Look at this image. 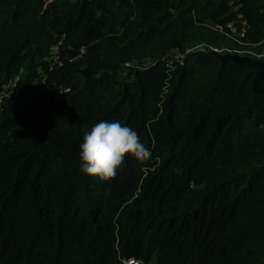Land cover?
Segmentation results:
<instances>
[{"label":"trees","instance_id":"1","mask_svg":"<svg viewBox=\"0 0 264 264\" xmlns=\"http://www.w3.org/2000/svg\"><path fill=\"white\" fill-rule=\"evenodd\" d=\"M263 52L264 0H0V264H264ZM101 120L151 158L82 173Z\"/></svg>","mask_w":264,"mask_h":264},{"label":"clouds","instance_id":"2","mask_svg":"<svg viewBox=\"0 0 264 264\" xmlns=\"http://www.w3.org/2000/svg\"><path fill=\"white\" fill-rule=\"evenodd\" d=\"M154 147V146H153ZM126 155L146 162L151 149L138 133L120 121L101 120L86 128L79 144L80 170L101 180L115 177Z\"/></svg>","mask_w":264,"mask_h":264},{"label":"water","instance_id":"3","mask_svg":"<svg viewBox=\"0 0 264 264\" xmlns=\"http://www.w3.org/2000/svg\"><path fill=\"white\" fill-rule=\"evenodd\" d=\"M216 56H218L219 59L221 60H231L235 63H247L252 66H255L258 71L256 74V77L254 79L253 85L254 87L257 85L258 82L261 80H264V60L263 59H252L248 56H240L238 54H224V55H218L215 53ZM136 264L138 262L136 261Z\"/></svg>","mask_w":264,"mask_h":264},{"label":"rangeland","instance_id":"4","mask_svg":"<svg viewBox=\"0 0 264 264\" xmlns=\"http://www.w3.org/2000/svg\"><path fill=\"white\" fill-rule=\"evenodd\" d=\"M215 51V50H214ZM263 56H264V52H263ZM262 56V57H263ZM261 59V58H260ZM51 60L53 62L58 61V56L56 55L54 58H51ZM15 87V84L12 83L9 86H6L4 88H0V102L5 98L8 97L9 94L11 93L12 89ZM126 262V261H125Z\"/></svg>","mask_w":264,"mask_h":264},{"label":"built area","instance_id":"5","mask_svg":"<svg viewBox=\"0 0 264 264\" xmlns=\"http://www.w3.org/2000/svg\"><path fill=\"white\" fill-rule=\"evenodd\" d=\"M48 1V0H47ZM55 57V56H54ZM53 57V58H54ZM262 59L264 60V56L262 57ZM58 62V61H56ZM124 264H136V261H127V262H124Z\"/></svg>","mask_w":264,"mask_h":264}]
</instances>
